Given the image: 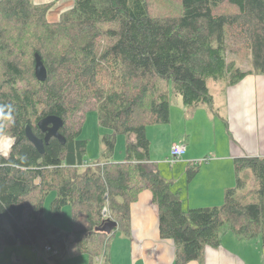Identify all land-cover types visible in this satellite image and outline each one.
I'll return each mask as SVG.
<instances>
[{
	"label": "trees",
	"instance_id": "trees-1",
	"mask_svg": "<svg viewBox=\"0 0 264 264\" xmlns=\"http://www.w3.org/2000/svg\"><path fill=\"white\" fill-rule=\"evenodd\" d=\"M51 9L34 0H0V141H14L0 152V255L28 244L42 254L50 247L59 262L74 244L92 264H111L108 249L117 229L101 228L111 219L129 235L132 202L146 187L159 210L161 238L176 245V264L200 259L226 229L264 245V158L236 159L237 186L222 206L185 212L149 166L146 136L148 125L169 122L170 83L185 106L196 107L212 103L210 79L234 85L248 75L228 62L229 53L249 50L254 71L264 73V0H178L159 16L148 0H73L56 19ZM36 53L47 81L35 76ZM91 111L110 130L97 164L86 162L88 142L81 138ZM50 115L63 120L66 142L52 139L40 154L26 128L42 138L38 123ZM119 135L128 140L124 163L113 160ZM190 170L193 177L196 170ZM244 170L256 180L251 202L237 197L246 185ZM52 191L54 217L71 208L69 232L46 218Z\"/></svg>",
	"mask_w": 264,
	"mask_h": 264
},
{
	"label": "crops",
	"instance_id": "crops-1",
	"mask_svg": "<svg viewBox=\"0 0 264 264\" xmlns=\"http://www.w3.org/2000/svg\"><path fill=\"white\" fill-rule=\"evenodd\" d=\"M34 1L51 5L55 19L73 5V0ZM245 72H249L248 75L237 84L232 85L224 79L226 86L212 96L210 104L187 107L182 98L174 93L176 100L175 103L170 102L169 122L151 124L146 128L150 142L148 164L166 180L185 212L222 206L228 191L237 186L236 159L264 158V73L254 71L253 63L252 68ZM213 81L218 85L221 80ZM207 108L210 110L207 111ZM120 136L124 135L117 137L116 144ZM127 141L126 137V147ZM177 144L185 146L183 158L176 161L170 171H163L167 160L173 163L171 153ZM194 163L198 165L193 167ZM190 169L196 170L193 177L189 175ZM241 174L243 177L253 176L250 170ZM253 183L257 187L256 180L250 181V186ZM247 185L246 181L245 187L237 191V196L247 193ZM106 213L107 210L104 211ZM118 227L119 224L112 235L114 239H110L108 253L111 264L125 263V255L131 264H176V245L170 239L161 238L159 210L152 191L147 187L132 202L129 235ZM20 251L12 257L13 262ZM38 254L47 262L38 258L37 263L28 260V264H92L90 254H81L74 244L69 246L67 255L59 262L51 259L49 252ZM102 261L96 260L95 264ZM3 262L9 264L11 261ZM185 264H264V245L260 238L241 239L226 229L221 233L217 246H206L200 259Z\"/></svg>",
	"mask_w": 264,
	"mask_h": 264
},
{
	"label": "rangeland",
	"instance_id": "rangeland-1",
	"mask_svg": "<svg viewBox=\"0 0 264 264\" xmlns=\"http://www.w3.org/2000/svg\"><path fill=\"white\" fill-rule=\"evenodd\" d=\"M151 11L153 15L159 16L162 14V10L170 5L172 7L177 6L178 0H148ZM164 6V7H162ZM228 57V62L234 63L236 67L238 66L241 70L247 71L252 68V62H251V54L249 50L247 49H241L240 52L232 54L229 53L227 55ZM1 58V57H0ZM29 59V58H27ZM26 61V59H25ZM0 74H1V67H0ZM173 86V83H170V88L167 90V94L170 97V102L175 103L176 97L173 93V89H171ZM208 86L210 87V92L211 95H217L221 90H223V87L226 86V82L224 80H221L218 85L214 84L213 80H209ZM164 89H165V84H163ZM219 97V96H217ZM210 109L207 108V111ZM210 130V129H209ZM208 130V131H209ZM156 132V131H155ZM107 133H110V130L107 128H104L102 125H100L99 120H98V114L97 112H89L86 115L84 127H83V132H82V139L87 140V153L85 156V160L89 164H97V162H100L103 159V151H104V144H103V136ZM160 131L157 133L159 134ZM195 135L197 136L198 133L196 132ZM14 141L9 137H3L0 141V152L7 153L12 146V143ZM125 150H126V136H120L118 139V144H116V149H115V155L113 157V160L119 161L123 163L125 161ZM124 159V160H123ZM178 162V161H177ZM167 165L163 166V171L167 170L170 171L171 167L173 168L175 162L171 163L167 160L166 162ZM251 171V170H250ZM245 184L246 181L248 182L247 185V193H244V195H238L237 197L243 198L245 196H248L247 201L251 202L255 200V194L252 192L256 189L255 183L251 184L250 186V181H253V176L251 175L250 177H243ZM245 191V192H246ZM57 193L56 191L50 192V194L47 196L44 208H45V213H46V218L48 221L52 224H54L57 227H60L63 231L69 232L71 231V208L70 206H66L64 208L65 214L62 218H56L51 212V203L55 199ZM62 225V226H61ZM113 238V237H112ZM124 237L123 239H125ZM114 239V238H113ZM112 240V239H111ZM127 242L128 239H125ZM128 244V243H127ZM111 245V241H110ZM21 250L18 253V258L14 257V260L19 263L20 262H26L28 264V260L30 263H37L39 256V251H37L35 248H33L31 245H20V246H13V247H8L6 251L1 253L0 255V264L3 261H11L9 264L13 263L12 257L17 255V252ZM109 250V249H108ZM42 262L46 263L47 261L44 258H40ZM125 263L123 264H131V261L128 256L125 255ZM5 264V262H3ZM20 264V263H19Z\"/></svg>",
	"mask_w": 264,
	"mask_h": 264
},
{
	"label": "water",
	"instance_id": "water-1",
	"mask_svg": "<svg viewBox=\"0 0 264 264\" xmlns=\"http://www.w3.org/2000/svg\"><path fill=\"white\" fill-rule=\"evenodd\" d=\"M35 62L36 78L41 82L47 81L48 71L44 65V62L42 61V57L38 53L35 54ZM63 125L64 123L61 118L50 115L38 123L39 129L47 134L44 138L37 137V135L34 134L31 127L29 126L26 128V137L34 145V147L37 148L38 152L43 154L45 151V146L49 144L52 138L59 140L63 145L65 144L66 140L64 135L60 133V129L63 127ZM18 141L19 139L16 143H18ZM104 226L105 227H102L101 230L111 233L117 228L118 223L108 220Z\"/></svg>",
	"mask_w": 264,
	"mask_h": 264
},
{
	"label": "built area",
	"instance_id": "built-area-1",
	"mask_svg": "<svg viewBox=\"0 0 264 264\" xmlns=\"http://www.w3.org/2000/svg\"><path fill=\"white\" fill-rule=\"evenodd\" d=\"M185 152H186L185 146L180 145V144L175 145L173 147V149H172V153H171V156L172 157H171V160L173 162L179 161L180 159L183 158ZM47 251L48 252H50V251L52 252L53 250L50 247H48L47 248ZM53 253H54V251H53ZM55 254H57V253L55 252Z\"/></svg>",
	"mask_w": 264,
	"mask_h": 264
},
{
	"label": "flooded vegetation",
	"instance_id": "flooded-vegetation-1",
	"mask_svg": "<svg viewBox=\"0 0 264 264\" xmlns=\"http://www.w3.org/2000/svg\"><path fill=\"white\" fill-rule=\"evenodd\" d=\"M41 132H42V134H41V135H42V138H44L47 134H45L43 131H41ZM52 139H55V138H52ZM52 139H51V140H52ZM18 142H19V141H18ZM16 144H17V143H16Z\"/></svg>",
	"mask_w": 264,
	"mask_h": 264
},
{
	"label": "bare ground",
	"instance_id": "bare-ground-1",
	"mask_svg": "<svg viewBox=\"0 0 264 264\" xmlns=\"http://www.w3.org/2000/svg\"><path fill=\"white\" fill-rule=\"evenodd\" d=\"M36 76V75H35Z\"/></svg>",
	"mask_w": 264,
	"mask_h": 264
}]
</instances>
